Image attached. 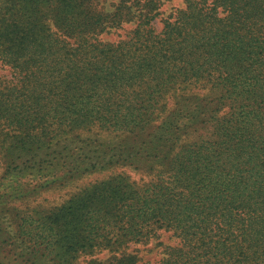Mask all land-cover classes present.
I'll return each instance as SVG.
<instances>
[{"label":"trees","instance_id":"obj_1","mask_svg":"<svg viewBox=\"0 0 264 264\" xmlns=\"http://www.w3.org/2000/svg\"><path fill=\"white\" fill-rule=\"evenodd\" d=\"M169 1L0 0V264H264V0Z\"/></svg>","mask_w":264,"mask_h":264},{"label":"rangeland","instance_id":"obj_2","mask_svg":"<svg viewBox=\"0 0 264 264\" xmlns=\"http://www.w3.org/2000/svg\"><path fill=\"white\" fill-rule=\"evenodd\" d=\"M179 3H181L180 0H170L167 3V7L172 6L174 4H179ZM121 36L122 34L119 36H117V34H113V35L105 36L104 38H109L110 40L112 39L117 40L121 38ZM8 73H9V68L7 66L1 65L0 63V76L8 77L7 76ZM0 173H1V169H0ZM107 173L109 172H97V173H92L89 175H84L83 177L77 178L64 186L44 189L36 196V200L34 203L35 205H38L41 208H51L54 204L59 203L63 198L67 197L71 191L76 192L80 188L86 186L87 184L95 180L103 179L105 176H107ZM133 175L135 177H138V174H135L134 172H133ZM167 235L168 233L165 232L158 239L162 241L161 245L156 244L155 241H151L150 243H145V244H141V243L130 244L129 247L125 251L137 253V255L140 257V261L138 264H142L143 261H145L146 259H149L152 261L155 259L158 260L159 258L163 256V253L161 251L162 245L173 241L171 239H168ZM119 253L120 251L117 253H114L108 250H101L92 255H81L76 260V264H85L89 259L106 260L111 255H118Z\"/></svg>","mask_w":264,"mask_h":264}]
</instances>
